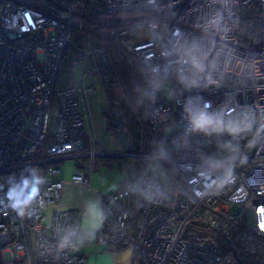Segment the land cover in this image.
<instances>
[{"label": "built area", "instance_id": "2783aa9c", "mask_svg": "<svg viewBox=\"0 0 264 264\" xmlns=\"http://www.w3.org/2000/svg\"><path fill=\"white\" fill-rule=\"evenodd\" d=\"M123 51L148 71L133 128L113 78ZM95 76L117 153L95 151L86 130L84 78ZM58 77L72 82L58 87ZM200 114L207 123L196 128ZM96 155L122 158L127 175L102 196L95 235L132 247L130 264H222L209 232L239 258H264V0H0L2 264L84 262L73 253L85 238L77 212L57 210L45 225V209L64 187L56 163L78 161L70 180L88 186L81 160L90 170ZM34 186L39 194L21 215L8 192Z\"/></svg>", "mask_w": 264, "mask_h": 264}, {"label": "crops", "instance_id": "0c3cea01", "mask_svg": "<svg viewBox=\"0 0 264 264\" xmlns=\"http://www.w3.org/2000/svg\"><path fill=\"white\" fill-rule=\"evenodd\" d=\"M86 130L92 133L91 129L87 127V123ZM88 143H90L89 139L86 138V147ZM93 147L95 151L104 148L114 153L120 152L122 149L119 145L113 146L97 140ZM98 157L93 159L90 170L88 169L90 161L86 164L83 163L85 166L84 171L88 176V186L71 182L70 177L74 169L70 172L68 170L61 171L57 177L64 182L60 200L48 205L45 209V225L49 224L52 215L57 210L72 209L77 212L78 224L83 230L85 238L77 243L73 253L83 256L84 264H108L111 258L114 260L116 252L107 254L106 252L110 250V247L97 241L95 231L102 223V196L123 186L126 182V178L122 177L121 172L119 174L114 170V165L118 166L119 171L122 167L124 168L122 158L112 155ZM62 161L64 160L56 163L58 167H60L59 163ZM99 246L103 247L102 251H99ZM90 257L91 261H89Z\"/></svg>", "mask_w": 264, "mask_h": 264}, {"label": "rangeland", "instance_id": "374dc122", "mask_svg": "<svg viewBox=\"0 0 264 264\" xmlns=\"http://www.w3.org/2000/svg\"><path fill=\"white\" fill-rule=\"evenodd\" d=\"M123 14L131 15L130 13L124 12ZM120 15V14H117ZM148 34L146 29H141L139 31L140 37H145ZM132 42H136L134 39ZM124 56L125 60L128 64V70L131 76L132 85L134 87L137 101L142 110H145V87L147 82V74L148 71L143 69L139 64L137 58L128 52H118ZM74 81L76 83L80 80V69L74 70ZM84 83L89 86L91 85V89L87 90L84 94V102L88 112L87 127L91 129L94 139L97 141H104L106 144H112L113 146H120L121 143L117 137V134L114 130L108 128V113L102 110V107L106 104V94L104 90V86L102 82L95 76L93 79L84 78ZM120 88V87H119ZM161 93L163 97L167 100H172L174 97L172 85L168 81H164V84L160 87ZM121 91V90H120ZM90 150V143L85 148V152ZM99 155H96L95 158H99ZM117 159V158H115ZM82 163L86 164L89 162L88 158H83ZM61 171L68 170L69 172L74 169V164H79L78 161L72 159H64V161L60 162ZM114 170L120 174L122 177L126 178L127 172L125 167L119 171L117 165H114ZM47 216V214H46ZM101 246H99V251H102ZM116 252L114 260L111 258L108 264H130L132 260V247H120V248H112L107 250V254ZM89 259V257H88ZM91 257L90 260L91 261ZM0 264H2V254L0 253ZM100 264V263H99Z\"/></svg>", "mask_w": 264, "mask_h": 264}, {"label": "trees", "instance_id": "16d2710c", "mask_svg": "<svg viewBox=\"0 0 264 264\" xmlns=\"http://www.w3.org/2000/svg\"><path fill=\"white\" fill-rule=\"evenodd\" d=\"M249 28H255L254 24L250 23L247 25ZM114 82L117 83L121 90V95L118 100L120 103L123 115L130 128L138 125L141 122V112L139 103L137 101L136 93L132 85L131 76L128 70V64L124 56L116 54L114 60ZM72 78L68 77L67 80H62L60 77L56 80L58 87L70 84ZM174 93H179V83L174 84ZM108 127L113 128V124L108 117ZM213 239L219 244L222 251V264H264V258H256L255 256H245L239 258L232 250L231 243L225 239L219 237L216 233H208ZM120 248V247H116ZM112 249V248H110ZM84 264V262L82 263Z\"/></svg>", "mask_w": 264, "mask_h": 264}, {"label": "clouds", "instance_id": "9594fccd", "mask_svg": "<svg viewBox=\"0 0 264 264\" xmlns=\"http://www.w3.org/2000/svg\"><path fill=\"white\" fill-rule=\"evenodd\" d=\"M207 123V118L200 114L199 116L193 117V125L196 128H201ZM27 180L24 181L25 186H27ZM39 189L33 187L31 192L27 195L23 194V191L17 192L15 188L10 189L8 192V198L12 201V207L18 210L19 214L23 215V209L29 206L38 196Z\"/></svg>", "mask_w": 264, "mask_h": 264}, {"label": "water", "instance_id": "95a60500", "mask_svg": "<svg viewBox=\"0 0 264 264\" xmlns=\"http://www.w3.org/2000/svg\"><path fill=\"white\" fill-rule=\"evenodd\" d=\"M111 156V155H110ZM112 156H115V155H112Z\"/></svg>", "mask_w": 264, "mask_h": 264}]
</instances>
